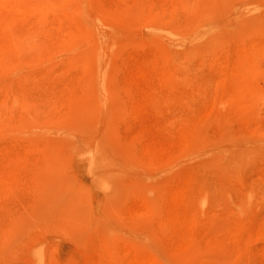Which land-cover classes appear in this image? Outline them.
<instances>
[{
  "label": "rangeland",
  "instance_id": "1",
  "mask_svg": "<svg viewBox=\"0 0 264 264\" xmlns=\"http://www.w3.org/2000/svg\"><path fill=\"white\" fill-rule=\"evenodd\" d=\"M31 3L0 35V264H264V101L231 81L264 0Z\"/></svg>",
  "mask_w": 264,
  "mask_h": 264
},
{
  "label": "bare ground",
  "instance_id": "2",
  "mask_svg": "<svg viewBox=\"0 0 264 264\" xmlns=\"http://www.w3.org/2000/svg\"><path fill=\"white\" fill-rule=\"evenodd\" d=\"M14 3V0H0V35H4L7 27L10 25V22H12L17 17L34 12L35 6L32 5L31 0H19V5H10V3ZM245 26L247 29L245 30L248 33H251L253 31L254 35H249L248 33L245 34V37H238L237 35L235 38L238 40V52L241 56L240 64L238 66V70L236 73V78L232 77L231 81L233 83L238 84L237 92L239 94H244L248 96H252L255 98H259L260 100L264 101V64L259 60L260 57H264V39L258 40L257 36L259 35V31L264 28V18H259L255 16L248 17L247 22L245 23ZM249 37V38H247ZM216 48L217 46L214 45ZM213 50V48L211 49ZM170 53L164 50V47L159 44L155 46V49L153 50V56L150 60V63L155 66H159L160 70L163 72H168L169 74H164L166 77L169 78V81L171 80V73L174 71H171L168 69L167 63L170 57ZM185 59V57H182ZM186 60V59H185ZM156 67V66H155ZM166 68V69H165ZM165 69V70H164ZM194 76V75H192ZM200 75H196V78L198 79ZM254 80L255 83L252 81ZM253 82V84L246 85L248 82ZM262 82V83H261ZM244 83V84H243ZM227 98V96H224ZM246 98V97H245ZM240 103H248L247 100H240ZM156 108V107H155ZM244 113L246 112H239L238 115L241 117H244ZM174 125V126H173ZM258 125L259 123L255 124ZM254 125V126H255ZM192 127V122H183L180 121L176 124H170L168 129H178L179 131H182V133L186 132L189 128ZM209 170V169H208ZM236 170V169H235ZM232 169L224 168L222 171H215L213 170L212 173H206L202 172V170L195 172L193 174H189L188 176H198L199 178H202L206 181V184L202 183L199 186H196L195 188L198 190H216L220 189V185L216 182V178L221 183H225L224 185L228 187V189L236 188L234 186L235 178H240L242 175V171L239 169L235 171ZM211 178H214V180H210ZM210 180V181H209ZM238 182V180H236ZM232 185L234 187H232ZM237 186V185H236ZM226 187V188H227ZM252 188H255V186H251ZM188 188V187H187ZM181 198H187L186 196H181ZM197 197L200 205H204V200L202 198ZM189 199V198H187ZM183 200V199H182ZM182 203H185L184 201H181ZM186 222H188L189 225H191L195 220L191 216V218H187ZM184 220V219H183ZM186 220V219H185ZM178 223H180L179 220L173 221V226L175 227ZM135 257L140 256L144 254L143 251H135ZM136 260V259H135ZM133 259L132 261L135 262Z\"/></svg>",
  "mask_w": 264,
  "mask_h": 264
}]
</instances>
